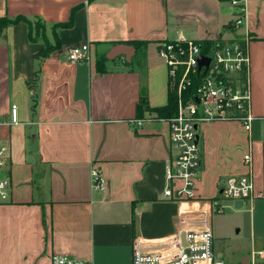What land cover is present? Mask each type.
I'll list each match as a JSON object with an SVG mask.
<instances>
[{
    "label": "crops",
    "instance_id": "crops-1",
    "mask_svg": "<svg viewBox=\"0 0 264 264\" xmlns=\"http://www.w3.org/2000/svg\"><path fill=\"white\" fill-rule=\"evenodd\" d=\"M243 3L244 20L234 31L230 24L241 13L232 0H0V17L40 19L53 43L54 25L76 9L73 25L56 30L62 49L49 56L36 57L44 42L31 41L24 22L0 40V146L11 151L13 182L10 202L0 204V264H52L54 254L132 264L134 239L156 249L179 228H204L206 219L216 255L235 227L246 243L242 264L253 256L264 264V0ZM247 33L251 128L237 120L202 124L197 198L166 199V170L177 154L169 122L154 111L137 117L142 95L152 108L169 100L158 44ZM80 42L90 44L89 63L67 60L68 47ZM249 152L262 196L241 206L227 201L213 213L226 179L248 171ZM93 168L102 190L92 187Z\"/></svg>",
    "mask_w": 264,
    "mask_h": 264
},
{
    "label": "built area",
    "instance_id": "built-area-1",
    "mask_svg": "<svg viewBox=\"0 0 264 264\" xmlns=\"http://www.w3.org/2000/svg\"><path fill=\"white\" fill-rule=\"evenodd\" d=\"M243 0H232L239 6ZM241 3V4H242ZM240 16L230 24L236 31L243 23L245 7H238ZM250 34L226 38L196 40L180 37L158 44V54L164 60L169 89L176 98V112L167 121L170 142L177 149L176 157L166 170L167 185L164 198L195 200L196 183L203 167L199 129L202 124L217 120H237L249 130L254 120L251 113L252 83ZM90 44L80 42L67 49L69 62L89 63ZM204 58V60H202ZM11 121L17 122V105L11 109ZM248 171L226 179L218 198L211 204L213 213H221L226 202L253 200L262 196L256 191L253 177V157L244 155ZM92 187L104 188V179L98 168L92 169ZM11 151L0 146V204L12 197ZM205 227L197 230L179 228L165 239L159 248L148 249L136 238L132 245V264H228L216 257L214 233L205 220ZM255 264V257L248 263ZM52 264H87L68 255L54 254Z\"/></svg>",
    "mask_w": 264,
    "mask_h": 264
},
{
    "label": "trees",
    "instance_id": "trees-1",
    "mask_svg": "<svg viewBox=\"0 0 264 264\" xmlns=\"http://www.w3.org/2000/svg\"><path fill=\"white\" fill-rule=\"evenodd\" d=\"M238 7H245L244 3L240 4ZM75 8L72 11L70 20L68 22L58 23L55 24L53 27V35H54V43L48 38L46 33V25L42 20L37 19V23H34L33 20L25 17V16H17L15 18H9V17H0V40L5 37V30L11 25H15L21 22H24L29 27V37L30 40L33 42H37L39 40H42L44 42V47L36 54V57H46L51 55L53 52L62 49L63 43L61 39L59 38L56 30L57 28H67L71 27L73 25V18H74V12ZM36 24L38 27H36ZM42 28V32H40V29ZM134 43H140V42H134ZM144 45L147 44V42H142ZM104 58L100 59L98 61V69L100 71H104ZM36 107V95L33 99V108ZM176 98L172 91H169V100L168 103L164 106L159 107H150L148 104V100L146 95H142L140 102L138 104L137 109V117L138 120H142L144 117L145 111H154L157 115V118L159 119H165L168 120L170 117L174 115L176 112Z\"/></svg>",
    "mask_w": 264,
    "mask_h": 264
},
{
    "label": "rangeland",
    "instance_id": "rangeland-1",
    "mask_svg": "<svg viewBox=\"0 0 264 264\" xmlns=\"http://www.w3.org/2000/svg\"><path fill=\"white\" fill-rule=\"evenodd\" d=\"M241 3L242 1L239 4ZM33 22L37 23V19H33ZM36 27L38 26L36 25ZM40 32H42V28L40 29ZM34 96H35V92L33 93V99H34ZM219 244H220V241H219ZM221 244H222L221 245L222 254L220 256L215 254L217 258L226 261L228 264H242L243 262V250L242 249L245 247L246 243L242 239L241 235L237 232L235 227H232L228 231V233L224 236V239L221 242ZM215 245H216V238L214 240V246Z\"/></svg>",
    "mask_w": 264,
    "mask_h": 264
},
{
    "label": "water",
    "instance_id": "water-1",
    "mask_svg": "<svg viewBox=\"0 0 264 264\" xmlns=\"http://www.w3.org/2000/svg\"><path fill=\"white\" fill-rule=\"evenodd\" d=\"M202 60H204V58ZM198 139H199V136L196 137L197 141H198ZM242 203H243L242 201H238V202H236V206H241ZM246 262H247V260H245L244 264H246Z\"/></svg>",
    "mask_w": 264,
    "mask_h": 264
}]
</instances>
